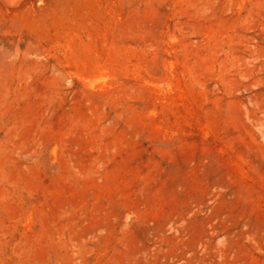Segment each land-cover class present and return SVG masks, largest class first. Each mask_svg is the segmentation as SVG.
Wrapping results in <instances>:
<instances>
[{"label":"rangeland","instance_id":"374dc122","mask_svg":"<svg viewBox=\"0 0 264 264\" xmlns=\"http://www.w3.org/2000/svg\"><path fill=\"white\" fill-rule=\"evenodd\" d=\"M0 264H264V0H0Z\"/></svg>","mask_w":264,"mask_h":264}]
</instances>
